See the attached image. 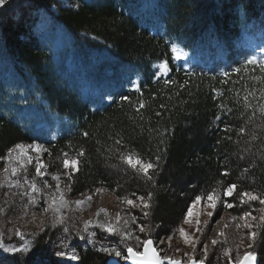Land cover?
Returning a JSON list of instances; mask_svg holds the SVG:
<instances>
[{
    "label": "trees",
    "instance_id": "16d2710c",
    "mask_svg": "<svg viewBox=\"0 0 264 264\" xmlns=\"http://www.w3.org/2000/svg\"><path fill=\"white\" fill-rule=\"evenodd\" d=\"M67 1L70 8L61 0H14L0 10V156H4L16 143L38 141L32 129L35 123H50L56 118L65 123L63 128L42 137L43 146L52 155L49 157L45 153L50 178L43 179L49 181L51 187L38 198L40 203L25 209L27 196L20 193L27 190V185H23L22 176L12 179L20 180L22 187L0 188V209H4L0 213V233L4 238L14 237L16 228L8 226L10 220H22V215L38 217L45 214L40 211L42 197L55 186L51 174L56 173L60 174V186L69 198L92 193L97 188L107 189L116 199L131 192H155L151 225L154 234L161 238L181 227L182 213L194 194L217 187L218 180L237 183L240 186L238 191L249 189L264 193V159L260 156L264 152V120L257 114L248 122L252 112L243 107L244 86L258 90L260 85L253 82L250 76L262 74L259 67L248 65L246 73H233L228 83L219 82L224 79L223 72H231L248 59L263 62L259 55L242 51L236 38L250 29L261 31L264 36V0ZM141 2L157 8L163 34L152 33L140 26L137 12ZM40 15L49 17L53 24L72 36L80 50L88 43L103 46L105 56L115 60L113 66L106 65L105 59L101 61L104 70L129 67L139 76L135 84H122L115 95L101 106L89 105L61 76L55 57L42 46L36 31ZM195 45L200 49L192 52ZM174 46L185 53L198 55L197 65L185 69L176 63L172 53ZM163 61L169 64L166 76H161L156 67ZM169 79L174 83L166 88L163 81ZM136 88H140V92H136ZM213 89L222 92L223 96L213 100ZM237 92L239 95H236ZM123 96L130 97L133 104L143 99L146 107L138 114L131 104L122 102ZM221 100L233 112L223 117V122L213 123L219 111L215 105ZM249 101L254 106L260 103L252 97ZM157 111L161 112V116L155 115ZM22 112L33 114L29 125L18 119ZM225 124L231 132L219 131ZM241 127L245 131L238 136L237 131ZM157 129L168 131L161 146L164 151L161 152L163 158L159 175L154 177L156 187L151 188L142 177H137L130 168L121 164L115 139L122 138L126 150H134L142 158L154 160L159 140ZM83 132H88L89 136L84 137ZM253 135L256 140H252ZM224 136L231 139L222 140ZM218 140L220 143H217ZM81 148L86 155L81 158L80 170L69 181L62 153L68 152L74 157ZM245 148L251 151L244 152ZM241 156L244 159H240ZM250 165L252 167L249 168ZM3 167L4 161L0 160V181L4 180ZM244 168H249V172L245 173ZM225 170L229 171L228 178L220 176ZM29 173L28 178L32 179L35 176L32 165L29 166ZM36 180L42 187L41 178L36 177ZM65 184L71 185V192L67 191ZM114 188L115 193L112 191ZM5 193L8 195L5 196ZM229 202L238 203L235 194ZM261 207L264 206L252 202L250 206L240 205L225 210L221 204L217 217L219 219L224 214L231 219L247 210L257 217L250 220L253 230L260 231L255 225L259 224L258 209ZM131 211L140 215L139 209ZM238 222L241 225L244 223L232 220V226L226 232L230 247L225 240L219 241L226 247L220 242L215 247L211 242L207 243L211 255L217 261L221 258L232 263L237 256L239 258L246 252L255 251L259 264H264V245L257 243L249 248L247 231L242 227L237 229L235 225ZM63 227H68L73 234L69 243L80 256L75 264H107L109 257L96 251L99 243L88 245L75 235L80 229L72 219L69 221L66 217L65 224L54 228L51 216L40 230L23 232L28 239L38 241L30 253L16 254L15 259L10 254H0V264H60V257L55 255L58 249L53 244L58 243V236L64 235ZM99 240L100 243H107L106 240ZM229 248L236 253L232 254ZM225 249L230 250L227 257L223 254Z\"/></svg>",
    "mask_w": 264,
    "mask_h": 264
},
{
    "label": "snow or ice",
    "instance_id": "6c2138e0",
    "mask_svg": "<svg viewBox=\"0 0 264 264\" xmlns=\"http://www.w3.org/2000/svg\"><path fill=\"white\" fill-rule=\"evenodd\" d=\"M8 3V0H0V8L4 7ZM172 52L175 54L174 58L179 60L181 58L180 54L177 53V49L173 47ZM248 65H255L259 67L260 73L262 75H252L250 79L256 84L260 85V88L257 90L255 87L251 89L247 85L244 86L246 94L243 96V107L245 110H251L252 114L248 117V122H251L253 118L259 114L262 120H264V62L257 61L255 58L248 59L246 63L241 64L240 67L233 69L231 72L225 71L222 73L224 79L220 80L221 84L228 83L229 78L235 74H240L242 71L247 72ZM159 72L161 76L168 75L169 64L167 61H163L158 64ZM239 81H233V83H238ZM164 86L167 88L168 85L174 83L171 79L163 81ZM184 87V85H180ZM136 92H140V88L135 89ZM228 91H233L228 89ZM257 91L259 95L257 96ZM214 95L213 100H216L218 97L223 96L222 92L213 89ZM236 95H239L237 92ZM249 97H252L260 103L257 106H254L250 101ZM122 102H128L131 104L136 113H140L141 109L146 107L145 101L143 99H138L135 104L132 103L130 97L123 96ZM216 108L219 109L217 114L214 117L213 123L220 121L223 122V117L233 112L231 107H228L227 103L220 101L216 103ZM164 107V105H161ZM157 117L161 116V112L157 111L155 113ZM143 119V117H140ZM152 131L151 129L149 130ZM158 132L159 140L157 144V150L155 154V159H144L134 150H126L124 141L122 138L115 139V145L118 146V159L121 164L126 165L130 168L137 177H142L146 184H149L151 188L156 187L155 176L159 175L160 162L163 158L161 152L164 149L161 147L165 143V137L167 129L164 131L156 130ZM219 131L228 133L231 132V128L225 124L223 128H220ZM244 127H241L237 131L238 136L244 134ZM84 137H88V132H83ZM111 138V137H110ZM222 140H230V136L221 137ZM255 135L252 136V140H256ZM217 143H220L218 140ZM111 151V149H109ZM244 152H250L249 148L243 149ZM47 153L51 157L52 153L45 148L42 144L38 143H16L13 147L9 148L7 153L4 156H0V160L4 161V167L2 169L4 174V180L0 181V188L7 186L9 189L12 187H22L27 185V190L21 192V196H27V204L24 205L25 209L29 205L36 207L40 201L39 197L42 196L45 189L51 187L49 181L44 180L47 173V166L41 160V154ZM86 155L85 151L81 148L76 151L74 157L69 156L68 152L62 153L63 156V167L66 170L65 175L69 181L72 180L73 175L80 170L82 165L81 158ZM261 159H264V152L260 154ZM59 159V157H57ZM240 159H244L243 156ZM34 165L35 176L32 179H29V166ZM252 165L249 166V168ZM249 168H244L245 173L249 172ZM23 177V185L20 180H12V177ZM221 177L228 178L229 171L225 170L220 173ZM36 177L41 178V186H38ZM51 180L55 181V189L51 193L44 194L43 205L40 207L42 213L51 212L52 216V227H57L58 225L65 224L66 217L63 215V211L68 209L70 203H75L77 209H79L83 204L92 199L91 196H85L83 200L69 201L65 198L66 193L61 189V177L59 173L51 174ZM119 187V185H118ZM240 186L237 183L218 180L217 187H212L210 190H201L199 194H194V198L187 203L185 210L182 213V222L184 225H189L190 227L195 224V232L205 235L209 223L212 221L215 213L218 212V206L223 205L225 210L233 209L240 205H251L252 202H258L259 205L264 206V193L256 192L255 190H239ZM65 188L68 192H71L72 188L70 184H65ZM222 189V192H221ZM107 189L97 188L95 192H103ZM115 193L116 189H112ZM35 194V195H33ZM235 194L236 200L238 203L229 202ZM8 194L5 193V196ZM15 195V194H13ZM81 195H84L83 193ZM156 193L153 191H148L146 194H137L136 192H131L128 195L118 196V200L121 204L126 205V208L122 211L126 212L127 218L122 216L120 212L115 214L114 220L107 218V212L104 209H100L96 216L99 217L101 212H104V220H85L83 222V229L78 230L75 235L78 236L79 240L86 241L88 244L96 245L99 243V247L96 248L97 252H102L106 254L111 259L107 264H211L209 259V245L203 243L202 253L200 257H194L185 253L187 257L186 262L181 259H177L173 256L167 254L162 255L161 253L165 250L161 247L162 244L168 243L171 245V242L174 238V235L178 232L180 237L183 239L185 245L191 246L193 253L196 252V245L201 243V240L198 237L194 236V233H189L185 230L184 227H178L173 229L171 235H166L163 238H160L158 235L154 234V229L151 225V218L154 210V199ZM134 197V199L132 198ZM139 209L140 215H134L131 209ZM203 209H209L206 213ZM255 210V209H254ZM260 212L259 224L255 225L260 231L253 230V224L250 220H256L257 217L252 216L250 211H243L239 217H231V220L244 221L243 225L239 222L236 223L235 227L240 229L241 227L247 229V239L248 247L253 248L257 243L264 245V207L258 209ZM4 209H0V213H3ZM207 215L208 219L204 221L205 229H201L200 216ZM141 220L146 221L142 223ZM123 222V223H121ZM219 223V221H216ZM132 225L134 227H129ZM228 225L225 224V227ZM98 229L100 233L105 234L102 238L106 240L107 243H100V240L97 239L98 233L95 230ZM13 231V230H9ZM63 236H58V243H54L53 247L58 250L55 252V255L58 257H64L69 261H79L80 256L78 255L75 247H72L69 241L72 240V233L68 227H63ZM86 234V235H85ZM13 235L18 238V244L5 243L3 241V233H0V251L7 253L16 258V254L27 255L33 249L34 244L38 241L28 240L25 237V234L19 229L13 231ZM218 236H224L223 232H219ZM12 237L10 236L9 239ZM113 238V239H109ZM243 240V236L241 237ZM118 240V243H117ZM219 241L215 238L211 239V245L215 247ZM179 251V249H177ZM224 256L229 255L227 249L224 250ZM218 264V261H217ZM226 264H231V261H226ZM236 264H257V253L255 251L246 252L243 259L237 258Z\"/></svg>",
    "mask_w": 264,
    "mask_h": 264
},
{
    "label": "rangeland",
    "instance_id": "374dc122",
    "mask_svg": "<svg viewBox=\"0 0 264 264\" xmlns=\"http://www.w3.org/2000/svg\"><path fill=\"white\" fill-rule=\"evenodd\" d=\"M14 0H8V3L0 8V10H3L5 7H8L10 3H12ZM65 6H68L67 8H70V2L67 0H61ZM137 18L140 21V26L147 28L152 33L156 34H163V24L160 20L161 15L157 11V8H151L149 7V3L141 2L139 10L137 12ZM36 31L37 35L39 37V40L42 43V46L50 51L52 55L55 57V64L57 69L59 70L61 76L65 79V81L71 85L72 87L77 90L79 96L81 99H83L85 102H87L89 105L93 104L94 107H98L103 105L104 103H107L117 92L119 88H121L122 84H135L136 78L139 76L132 72L131 68L123 67L118 68L117 70L112 71L109 68H106L104 70V66H101V61L104 59L106 60V65L115 64V60L112 57H106L104 54V47L98 44H92L88 43L83 49L81 50L76 47L75 41L72 36L68 35L64 30L56 26L51 22L49 17L40 15L39 20L36 25ZM261 32V31H260ZM236 42L238 43L240 49L242 51H246L252 54H257L259 57H262L261 60L264 62V36L262 34H258V31L256 30H246L240 34V36L237 38ZM177 49V53L180 54L181 58L179 60L175 59L176 63L181 64V66L185 69H188L192 67L193 65H196V62L199 61V56L194 55L192 53L188 54L185 53L182 49H179L177 46H174ZM173 49V48H172ZM196 49H200L198 46L193 47L194 52ZM173 53V52H172ZM173 55H175L173 53ZM91 74V76L89 75ZM33 114H22L18 119L20 122L25 123L26 125H29V119L31 118ZM65 126V123H63V120L55 119L51 121L50 123H45V121H39L33 125V130L36 132V135L38 137V141H35L34 143L42 144L43 138L48 135V133H53L54 131H58L60 128H63ZM43 145V144H42ZM41 160L42 162L47 166V173L45 177L50 178V174L48 173L49 165L48 162L45 160V153L41 154ZM34 167V165H32ZM16 178L12 177L11 179ZM55 189V186L49 191V193L53 192ZM63 191L64 188H61ZM66 193V192H65ZM35 195V194H33ZM85 196H91L92 199L90 201H87L85 204H83L79 209H77L75 203H70L68 206V209H65L63 211V215L68 218L70 221L71 219L74 221V223L79 227L80 230L83 229V222L85 220H104L106 217L104 215V212L100 213V216L97 217L96 213L100 209H104L107 212V218L113 219L115 217V214L117 212H120L122 216H125L127 218V214L123 212L122 210L126 208V205L121 204L120 201L116 198H114L110 193L107 191L103 192H92L89 194L80 195L74 198H69L67 193L65 198L67 200L75 201V200H83L85 199ZM203 211L206 213L209 211V209H203ZM218 213H215L213 216L212 221L209 223V226L207 230L205 231V235L201 236L200 233L195 232V224L190 227L189 225L181 224V227H184L186 231H188L190 234L194 233L195 237H198L201 240L200 244L196 245V252L193 253L191 246L185 245L183 242V239L180 237L179 233L177 232L174 235V238L171 242V245L168 243H164L161 245V247L165 250L161 254H167L169 256H173L177 259L183 258V260L186 262L187 257L184 255L185 253L189 255H193L194 257H200L203 255L201 249L203 246V243L211 242L212 238L217 239L218 241L225 240V243L228 244L230 247V241L228 239V235L226 232L228 231V227L232 226V220L228 218V216L222 214V216L218 219ZM52 217L53 214L51 212H47L45 214H42L38 217L35 216H24L22 215V220L20 219H14L10 220L8 223V226H12L16 229H19L21 232H24L26 230H33L38 231L43 226L45 221L48 217ZM207 215H201L200 220L201 229H205L204 221L207 220ZM216 221H219V223H216ZM123 223V222H121ZM225 224L228 226L225 227ZM129 227H134L132 225H129ZM95 230L98 233L97 239L102 238L105 234L100 233L98 229H90ZM244 231H248L247 229H244ZM219 232H223L224 236H218L217 234ZM86 235V234H85ZM26 239L27 236L25 235ZM161 238V237H160ZM30 240V239H28ZM3 241L5 243H11V244H18L19 240L17 237H12L11 239L4 238ZM221 243L224 247H226L225 243ZM86 243V241H85ZM219 243V244H220ZM88 244V243H86ZM90 245V244H88ZM218 245V244H217ZM216 245V246H217ZM179 249V251H177ZM230 249V248H229ZM232 251V254H235V250L230 249ZM212 250V249H211ZM0 254H7L0 251ZM212 251L209 250V259L213 264H217V260L213 258ZM198 255V256H197ZM245 255V254H244ZM244 255H241L239 259H241ZM211 256V257H210ZM258 257V256H257ZM213 258V259H212ZM238 258V256H237ZM61 261L60 264H75L76 261H69L66 258L62 259L60 257ZM109 259H111L109 257ZM221 259V258H220ZM218 260V264H226V260ZM259 259V258H258ZM233 264H236V260L232 262ZM123 264V262H121Z\"/></svg>",
    "mask_w": 264,
    "mask_h": 264
},
{
    "label": "water",
    "instance_id": "95a60500",
    "mask_svg": "<svg viewBox=\"0 0 264 264\" xmlns=\"http://www.w3.org/2000/svg\"><path fill=\"white\" fill-rule=\"evenodd\" d=\"M244 257V256H243ZM243 257L241 258V260L243 259ZM110 260V259H109ZM108 260V261H109ZM232 264V263H231ZM257 264H259V259H258V257H257Z\"/></svg>",
    "mask_w": 264,
    "mask_h": 264
}]
</instances>
